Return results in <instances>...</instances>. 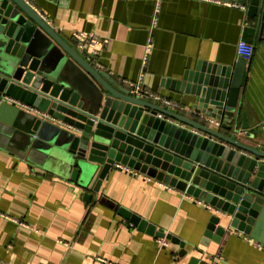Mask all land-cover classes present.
Listing matches in <instances>:
<instances>
[{
  "label": "crops",
  "instance_id": "crops-1",
  "mask_svg": "<svg viewBox=\"0 0 264 264\" xmlns=\"http://www.w3.org/2000/svg\"><path fill=\"white\" fill-rule=\"evenodd\" d=\"M32 1L40 15L80 53L75 31L109 38L99 60L105 69L101 71L114 82L129 89L122 79L138 78L155 0ZM220 1L161 0L143 83L179 101L186 108L181 113L206 122V116L191 111L195 96L174 90L172 80L182 78L199 62L234 65L239 59L238 42L245 39L254 44V52L246 60V78L240 92L238 124L243 122V111L248 122L240 137L251 143L253 140L244 137L249 131L264 142V0H259L253 17L248 15L250 0ZM45 39L50 41L46 35ZM58 46L56 54L65 57L66 51ZM3 54L0 46V58ZM16 104L24 110L23 116L10 123L0 120L3 263L208 264L211 256L221 253L224 258L217 264H264V233L261 239L240 231L227 232L220 242L213 236L206 239L210 217L218 211L155 178L122 168L102 182L99 192L92 185L85 188L73 181L64 135L71 130L69 125L44 119ZM36 118L41 122L34 129ZM210 124L220 128V124ZM221 131L227 132L223 128ZM116 205L129 208L184 242L166 238L168 246L161 247L156 234L120 214Z\"/></svg>",
  "mask_w": 264,
  "mask_h": 264
},
{
  "label": "water",
  "instance_id": "water-1",
  "mask_svg": "<svg viewBox=\"0 0 264 264\" xmlns=\"http://www.w3.org/2000/svg\"><path fill=\"white\" fill-rule=\"evenodd\" d=\"M258 8L259 0H250L248 15ZM55 45L67 55L56 54ZM0 46V120L10 123L23 116L18 101L70 125L64 135L73 181L99 192L120 165L127 166L215 208L206 239L220 242L231 231L261 239L264 142L249 131L244 137L253 141L241 139L248 128L246 111L238 124L245 58L234 65L199 62L172 80L174 90L195 96L193 109L220 121L216 128L114 82L26 0H0ZM40 122L36 118L34 129ZM115 207L149 233L184 242L129 208Z\"/></svg>",
  "mask_w": 264,
  "mask_h": 264
},
{
  "label": "built area",
  "instance_id": "built-area-1",
  "mask_svg": "<svg viewBox=\"0 0 264 264\" xmlns=\"http://www.w3.org/2000/svg\"><path fill=\"white\" fill-rule=\"evenodd\" d=\"M26 1L30 5H32V7H34L32 0H26ZM218 1L221 2L220 0H218ZM223 3L224 4H230V5L233 4L230 2H223ZM160 4H161V0H155V6L153 9L151 22H150V25L148 28V37H147V40L144 44V50H143V55H142V59H141L140 74L136 80L122 79V81H124L129 86V90L131 93L138 95L139 97L157 102L160 105H163L165 107H169V108L176 110V111H184L186 108L179 101H177L171 97L165 96L158 91L151 90L150 88H147L146 86H144V83H143L144 74H145L146 68L148 66V63H149V60L151 57V53H152L153 47H154V45H153L154 44L153 32H154V30L158 24ZM235 4L236 3H234V5ZM243 8H246V6L243 5ZM74 37L76 38V40L78 42V47L80 48V50L85 52L86 57L92 61L93 65L96 66L100 70H105L104 66L100 63L99 56H100V52H101L102 48L105 45H107V43L109 42V38L97 36L93 32H89L86 30L75 31ZM253 52H254V44L246 41L245 39H241L238 42L237 53H238L239 57H243L246 60H249V59H251ZM16 102L19 103L18 101H16ZM20 104L23 105L24 107H27L30 111L39 114L44 119H49V120H53V121H60V123L65 125V123L62 122V120H59L56 117L47 114L46 112L38 110V109L31 107L29 105H25L23 103H20ZM191 111H193V114H196L200 117L206 116L205 114L200 113L193 108H191ZM203 118H205V120L208 123L220 124L219 121H217L216 119H214L212 117L206 116ZM69 127H70V125H69ZM122 168L125 171H131L132 174H134V175H138L140 173V172L135 171L133 169L131 170L127 166L121 165V169ZM146 178H150V177L146 176ZM157 182L164 185L160 181H157ZM20 223L27 225L24 222H20ZM249 240H252V239H249ZM157 242L159 243V245L161 247L168 246V244H169L168 240L165 237H158ZM223 258L224 257L222 256L221 253H217V254L210 257V261L208 264H217V262L219 260H222ZM0 264H5V263L0 261Z\"/></svg>",
  "mask_w": 264,
  "mask_h": 264
}]
</instances>
